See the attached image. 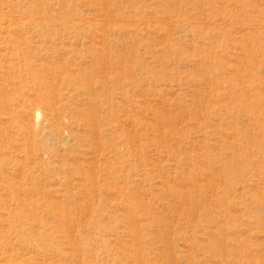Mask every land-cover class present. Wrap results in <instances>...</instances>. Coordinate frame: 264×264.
Wrapping results in <instances>:
<instances>
[{
	"label": "rangeland",
	"instance_id": "obj_1",
	"mask_svg": "<svg viewBox=\"0 0 264 264\" xmlns=\"http://www.w3.org/2000/svg\"><path fill=\"white\" fill-rule=\"evenodd\" d=\"M0 264H264V0H0Z\"/></svg>",
	"mask_w": 264,
	"mask_h": 264
}]
</instances>
